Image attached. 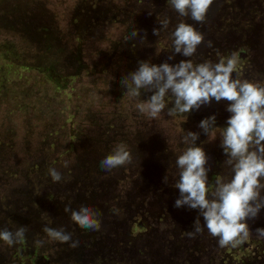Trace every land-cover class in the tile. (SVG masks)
Masks as SVG:
<instances>
[{
  "label": "rangeland",
  "instance_id": "obj_1",
  "mask_svg": "<svg viewBox=\"0 0 264 264\" xmlns=\"http://www.w3.org/2000/svg\"><path fill=\"white\" fill-rule=\"evenodd\" d=\"M79 17L88 28L81 31L92 30L79 34L82 53L75 43ZM164 18L167 30L154 35ZM182 20L204 41L193 57L177 53L169 60L171 32ZM133 30L140 36L128 39ZM233 53L240 79L264 84V0H213L202 24L180 17L167 0H0V229L26 228L22 243L0 240V264H259L254 260L264 251L254 252L249 240L264 228V209L248 221L246 250L220 247L206 227L189 237L199 210L174 206L180 195L175 161L186 148V131L200 133L210 192L218 176L231 178L220 146L229 102L213 99L174 117L166 107L150 118L136 105L152 93L141 89L133 97L121 85L140 60L216 63ZM166 102L171 107L172 97ZM211 115L215 139L198 127ZM118 144L130 151L131 163L101 169ZM27 166L35 170L24 177ZM49 168L61 181L53 182ZM17 173L27 181L23 197ZM84 205L101 213L100 230L81 228L65 211ZM45 225L65 226L79 246L51 240Z\"/></svg>",
  "mask_w": 264,
  "mask_h": 264
},
{
  "label": "clouds",
  "instance_id": "obj_2",
  "mask_svg": "<svg viewBox=\"0 0 264 264\" xmlns=\"http://www.w3.org/2000/svg\"><path fill=\"white\" fill-rule=\"evenodd\" d=\"M169 6L180 16L202 24L213 0H167ZM170 20H159L161 27L154 28L153 34L159 36L161 29L167 30ZM140 36L133 30L128 39ZM146 37H140L143 41ZM172 56L179 53L193 57L204 41V35L193 24L183 20L171 32ZM238 57L235 53L219 62L210 60L196 63L192 59L171 64L165 61L154 64L140 60L138 67L128 73L121 85L133 97L141 95V89L152 95L136 105L141 114L157 118L167 107V115L190 113L199 110L202 105L228 101L227 111L231 113L227 126L220 133L221 148L226 159L223 164L231 169V178L217 177L215 188L210 192L208 156L202 145H197L200 133L186 131L182 141L185 150L178 155L175 163L178 179L174 187L179 189V197L174 206H187L198 209L199 215L194 222V230L189 237L202 233L204 227L208 233L218 238L220 247L236 248L244 244L250 235L249 220L256 219L264 209V84L241 80L236 72ZM236 77L233 78V73ZM172 97V106L168 107L166 97ZM198 127L215 139L216 116L211 115L199 122ZM130 151L123 144L116 145L112 152L100 161L103 170L112 169L131 163ZM65 161L64 166H68ZM48 173L53 182H59L62 174L55 168ZM167 182V176H165ZM70 212V219L83 229L98 231L101 228V213L90 207L81 206L77 210L65 207ZM201 217L204 225H201ZM43 231L53 240L68 243L70 247L79 246L78 240L72 239V233L65 226L52 228L47 225ZM26 228L21 226L15 231L0 229V240L13 246L22 243ZM258 237L264 238V228H257ZM42 243V242H39Z\"/></svg>",
  "mask_w": 264,
  "mask_h": 264
},
{
  "label": "trees",
  "instance_id": "obj_3",
  "mask_svg": "<svg viewBox=\"0 0 264 264\" xmlns=\"http://www.w3.org/2000/svg\"><path fill=\"white\" fill-rule=\"evenodd\" d=\"M78 14V13H77ZM76 14V15H77ZM40 15V14H39ZM80 20H81V17H79V19H78V26L81 24L83 27H82V29H80V31H79V33L77 32V34H78V36H77V38H76V50L79 52V53H82L83 52V50L85 49L84 47H83V40L81 41V43H80V39L81 38H83V36H81V35H79V34H87L89 31H92L91 29H89V30H87V32L86 33H83L81 30H84V29H88V28H86V25H85V23L87 24V22H85V23H80ZM90 36H91V34H90ZM79 38V39H78ZM5 59H7V61L9 60L8 58H7V56H5ZM12 60V59H11ZM10 60V61H11ZM10 61H8L9 63H11ZM5 67V66H4ZM31 68V67H30ZM43 68H45L44 66H39L37 69H35V67L33 68L32 67V69H35V70H42ZM34 168V167H33ZM33 168H31L30 167V169H29V167L27 166L26 167V170H25V172H24V174L25 175H23L24 177H27V176H29L30 175V173H31V170L33 169ZM34 170H35V168H34ZM29 171V172H28ZM27 172V173H26ZM13 177V176H12ZM15 177H16V179L18 180V178H19V180H20V182H19V184H20V189H21V194L20 195H22V197H23V195H24V193L25 192H23V190L24 189H26V188H28L27 187V181H25L24 179H23V177L20 175V173H17V174H15ZM79 177V176H78ZM78 180H80L81 181V183L84 185V182L80 179V177H79V179ZM80 183V184H81ZM80 184H78V185H80ZM22 197H20V196H18V199H20V198H22ZM249 242H253V244H252V248H253V250H254V252H257V250H262V251H264V245L259 241V238L258 237H250V240H249ZM241 247H244L246 250H247V248H249V244H248V246H244L243 244L242 245H240ZM255 262H258L259 264H264V257H260L259 259H257V260H254V263Z\"/></svg>",
  "mask_w": 264,
  "mask_h": 264
}]
</instances>
